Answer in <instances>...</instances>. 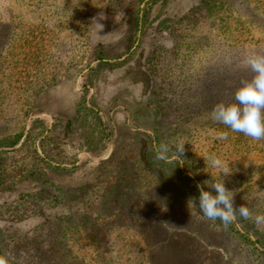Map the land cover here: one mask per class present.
Listing matches in <instances>:
<instances>
[{"label": "rangeland", "instance_id": "obj_1", "mask_svg": "<svg viewBox=\"0 0 264 264\" xmlns=\"http://www.w3.org/2000/svg\"><path fill=\"white\" fill-rule=\"evenodd\" d=\"M250 49L264 52V0H0V141L23 134L0 147V255L56 264L36 245L60 240L73 264H176V249L157 244L177 237L203 264H264V225L254 222L264 215V139L212 117L251 77ZM122 141L168 145L162 160L187 179L161 197L146 196L160 182L143 185L137 211L168 226H101L92 239L90 226L63 219L77 207H53L40 192L92 180ZM212 156L252 219L237 213L225 227L199 213L200 188L221 178Z\"/></svg>", "mask_w": 264, "mask_h": 264}, {"label": "trees", "instance_id": "obj_2", "mask_svg": "<svg viewBox=\"0 0 264 264\" xmlns=\"http://www.w3.org/2000/svg\"><path fill=\"white\" fill-rule=\"evenodd\" d=\"M86 110L91 111L89 108ZM22 139L23 134L16 135L12 140L6 138L0 141V147L12 148L19 144ZM136 143L129 148L125 141H122L113 150L109 158L103 160L94 169L92 172L94 177L87 183L77 188L55 186L54 191L44 188L40 192L41 198H44V195L48 199L53 198V207L58 206V204L69 208L77 207L75 212H70L63 219L65 218L70 223L76 219L83 226H90L94 233V236H91L92 239L99 233L101 226H151V229L153 226H168L167 221L147 215L144 208L142 211L139 210L140 213L137 211L143 203V206L146 203L143 198L145 187L143 185H147L150 180L162 183L159 185L149 184L146 187V196L149 193H147V189L153 188L151 189L152 192L161 190L159 191L161 197L167 184L171 189L174 187L177 189L187 179V176L181 173L179 163L176 161L167 162L159 159L160 149L153 142L149 143L146 148L137 141ZM43 151L49 154L45 148ZM59 167L48 164V169L51 170H57ZM173 167L176 169L172 172ZM150 195L152 200L151 192ZM87 203H89L87 206L89 210L82 212L81 206ZM177 240V237L165 238L157 244V249L167 248L169 245L173 246L176 249V264H203L201 252L197 251V245L194 246L192 243L181 244ZM9 247L7 245L6 249ZM36 252H41V256L46 253L54 254L58 260H51L52 262L58 261L56 264H73L69 263L68 258L65 257L70 253V250L66 249L65 244H62L60 240H52L48 244L44 243L42 247L36 245Z\"/></svg>", "mask_w": 264, "mask_h": 264}, {"label": "clouds", "instance_id": "obj_3", "mask_svg": "<svg viewBox=\"0 0 264 264\" xmlns=\"http://www.w3.org/2000/svg\"><path fill=\"white\" fill-rule=\"evenodd\" d=\"M102 28V25H100ZM244 64L252 73L249 79H242L232 98L215 104L212 117L215 121L226 125L233 132L243 133L253 140L264 139V52L250 49L245 53ZM169 146H160L159 159H165ZM176 154L184 152V142L175 146ZM212 167L227 176L228 165L220 158L212 156L209 160ZM205 188H200L199 213L209 220H220L225 227L230 225L238 213L244 219H252L249 208L234 204V192L226 188L223 178L205 181ZM257 226L264 225V215H256ZM0 264H8V260L0 255Z\"/></svg>", "mask_w": 264, "mask_h": 264}]
</instances>
